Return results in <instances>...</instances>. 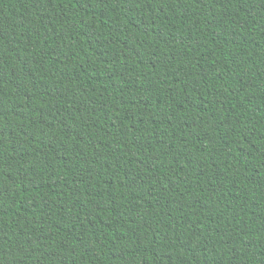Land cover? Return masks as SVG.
I'll list each match as a JSON object with an SVG mask.
<instances>
[{"label": "trees", "instance_id": "16d2710c", "mask_svg": "<svg viewBox=\"0 0 264 264\" xmlns=\"http://www.w3.org/2000/svg\"><path fill=\"white\" fill-rule=\"evenodd\" d=\"M0 264H264V0H0Z\"/></svg>", "mask_w": 264, "mask_h": 264}]
</instances>
